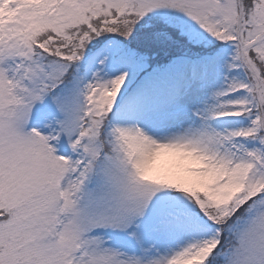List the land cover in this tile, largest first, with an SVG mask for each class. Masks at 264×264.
Listing matches in <instances>:
<instances>
[{
    "label": "snow or ice",
    "instance_id": "6c2138e0",
    "mask_svg": "<svg viewBox=\"0 0 264 264\" xmlns=\"http://www.w3.org/2000/svg\"><path fill=\"white\" fill-rule=\"evenodd\" d=\"M0 264H264V0H0Z\"/></svg>",
    "mask_w": 264,
    "mask_h": 264
}]
</instances>
